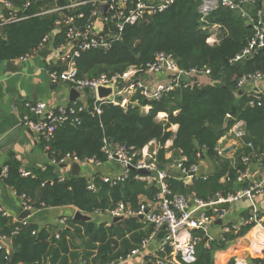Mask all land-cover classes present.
<instances>
[{
  "label": "trees",
  "instance_id": "16d2710c",
  "mask_svg": "<svg viewBox=\"0 0 264 264\" xmlns=\"http://www.w3.org/2000/svg\"><path fill=\"white\" fill-rule=\"evenodd\" d=\"M200 1L174 0L167 10L125 27L120 39L109 49L81 53L76 59V66L79 77L95 78L102 74L123 73L130 67H145L153 62L157 53L165 52L172 54L182 69L208 70L211 82L183 81L180 89L166 94L160 101L148 102L136 94L130 102L137 100L139 106L129 105L125 109L98 102L100 115L92 112L95 101L86 91L85 102H76L86 107L76 116L78 123H71L75 116L69 115L48 143L41 139L49 158L59 161L69 155L80 162L95 158L104 163V139L134 151L156 142L162 147L158 151L161 167L169 162L165 158L167 150L172 151V160L184 157L187 168L198 165L202 157L214 166L213 171L207 172L206 180L185 183L183 179L168 176L166 182L172 194L193 196L208 203L218 195L225 197L248 184L249 181L242 183L237 179L246 169L242 162L244 156L251 155L254 163L256 159L252 154L264 153V98L261 105H257L256 98L237 88V81L250 74H264V50L245 61L230 63L246 46L253 30L239 10H217L203 22L198 14ZM11 2L18 14L26 19L1 28L0 61H17L32 56L45 37L51 38L54 49L64 46L67 43L65 30L56 25L64 16L82 14V17L75 18L78 29H84L95 20L91 16L93 7L90 5L62 13L42 14L54 6L64 7L68 0ZM253 7L259 8L258 3ZM204 23L219 26L218 42L214 45L206 42L208 35L202 31ZM102 25L104 34L112 32L110 24ZM59 69L64 67L59 66ZM250 100L255 102L254 106L248 105ZM146 105L150 106V110L144 112L141 107ZM158 113L166 114L164 121L157 119ZM227 114L231 118L225 122ZM238 119L245 122L243 144L251 143L253 148L242 146L228 158L224 153H218L224 143L219 141ZM174 125L178 126L175 133L171 129ZM170 140L172 146L165 149L166 142ZM5 166L7 172L2 176L3 183L18 196L29 199L34 210L71 207L83 215L92 216L121 202L135 211L144 199L152 200L156 195L154 185L137 180L138 173L134 170H130L123 182L110 186L97 173L91 178L69 174L62 180L57 178L53 181L22 176L21 164L14 156ZM91 185L93 189L89 188ZM240 217L248 221L250 212L243 211ZM257 218L264 220V213H258ZM67 226L57 231L56 235H51L49 229H40L29 223L22 225L0 213V236L11 240V255L7 257L0 249V264H10V260L13 264L116 263L140 251L142 243L152 233V227L141 223L137 217H128L109 225L105 219L82 222L71 217ZM254 226L251 222L240 226L236 232L223 233L216 238L209 235L210 239L205 243H202L203 233L195 232L201 241L196 246L194 264H215L216 252L226 250ZM16 228L18 230L13 234ZM77 241L81 243L82 252L71 253V242ZM249 262L264 264V252L250 258Z\"/></svg>",
  "mask_w": 264,
  "mask_h": 264
},
{
  "label": "built area",
  "instance_id": "2783aa9c",
  "mask_svg": "<svg viewBox=\"0 0 264 264\" xmlns=\"http://www.w3.org/2000/svg\"><path fill=\"white\" fill-rule=\"evenodd\" d=\"M264 0H201L198 6V14L204 22L208 17L217 10H239L241 17L246 19L248 24L253 30L252 37L247 41L246 46L237 53L230 63H238L251 58L260 50H264V12L261 8H254L257 3L261 4ZM174 0H68L64 7L54 6L52 9L42 12H63L74 10L81 6L90 5L93 7L91 16L95 18L84 29L75 27V18L78 16H64L62 20L57 21L56 25L61 26L65 30V37L67 43L71 44L72 50L69 52L58 53V61L64 69L60 70L59 67L52 68L48 71L49 80L52 83L66 84L79 92H90L91 97L95 101L93 113L100 115L101 109L100 102L97 98L96 90L98 87H111L113 96L111 99H105L100 104L119 105L126 108L129 105L139 106L136 100L134 103L130 102V98L138 94L148 102L160 101L166 94H169L177 89H180L181 82L194 81L199 82L198 77L205 75L208 77V70L197 69H182L178 66L176 59L170 53L160 52L154 57L152 63L147 64L145 67H130L123 73L113 75L102 74L95 78L79 77L76 59L81 53L92 49L107 50L111 45L120 39L124 28L132 26L142 21L147 16H153L156 13L167 10ZM106 5V14L102 16L100 7ZM26 6V5H25ZM250 7H253L251 10ZM26 19L24 16L18 14V10L13 6L11 0H0V30L2 27L17 23ZM108 23L112 27V32L109 34L100 35L94 27L96 23ZM202 31L206 32L208 37L206 42L209 45H214L218 42V35L220 33L217 24L207 25L204 23ZM49 44L52 47L51 38L45 37L39 44L38 52L45 45ZM62 46L54 49L60 50ZM28 57L20 58V61L27 60ZM147 75H154L155 81L147 83L145 77ZM264 81V74L255 73L241 77L237 81V88L245 90L247 96L256 98L257 105H261V99L264 98V87H260L259 83ZM211 82V81H210ZM209 82V83H210ZM204 84V83H201ZM125 85L121 91H117L118 87ZM120 97L118 100L117 97ZM254 101L250 100L249 106H254ZM27 112L22 118V125L29 128L40 139L45 140L47 143L53 138L54 133L59 125L66 122L69 115L75 116L71 119V123H78L77 115L85 110L83 105H77L76 102L66 107H48L44 103H35L26 105ZM144 112L150 110V106L146 105L141 107ZM175 113V112H174ZM165 113H158L157 119L164 121L166 118ZM226 118L230 119L229 114ZM245 122L242 120H235V123L227 131L226 136L220 140H231L234 142L235 147L238 148L246 146L252 149L251 143L243 144L245 136ZM153 143L144 147L140 151H134L133 148H128L124 145L113 144L110 141L103 140V153L105 155V162H117L120 164L122 171L114 177L102 176V180L110 186H115L123 182L129 176L130 170L138 173L135 177L139 181L146 182L148 185H154L156 188V195L152 200L144 199L139 208L133 211L129 205L118 203L112 209L104 212L97 211L92 216L95 218H104L109 225L114 218H121L122 220L128 217H137L141 223L150 225L152 233L142 245L141 250L135 252L133 255L145 253L148 256L150 264H194L196 261V246L201 241V238L195 235V232H201L204 236H209V229L211 226H218L216 222L222 221L219 226L221 228V235L228 232H236L238 228L244 224L254 223L255 226L252 230H256L259 234H264V220L257 218V212L253 208L250 213V219L244 221L242 218L239 222H226V211L208 209L213 204L228 202L230 205L240 200H246L250 204H254L255 198L264 192V153L252 154L256 159L258 167L262 170V177L259 181L252 183L248 182L250 177V163L252 162L251 155H246L242 158L245 165V171L240 174L238 182H248L245 187H242L234 193H229L225 197L216 196L215 199L208 203H204L193 196H183L172 194L166 182L168 176L172 173H179L185 183H191L196 179L206 180L208 177L207 172H202L198 165L190 167L185 166L186 159L184 157L175 158L168 162L164 167L158 160V151L162 147L158 145L157 149H151ZM221 143V142H220ZM232 148V147H229ZM48 149V148H46ZM166 149V148H165ZM232 150V149H230ZM225 152L224 147L218 150L219 154ZM50 161L57 165H70L73 163H80L77 158L67 155L59 161L50 158ZM83 163H91L99 167L103 163L93 158ZM145 170L147 175L141 174L139 171ZM7 172L4 168L2 176ZM22 176L30 175L22 168ZM64 178V177H63ZM63 178H60L62 180ZM93 189V185L89 187ZM22 209L23 211L34 212L31 201L23 198ZM209 212V213H208ZM0 213L8 216L1 208ZM22 225L28 224L24 220L19 222ZM17 228L14 230L15 234ZM163 231L164 235L161 239L157 235ZM263 232V233H262ZM35 232H33L34 234ZM220 235V236H221ZM256 241L259 248H264V241L259 242L256 236L252 238ZM10 238L0 236V249H3L6 256L11 255V251L5 246ZM153 245L152 251L149 246ZM255 245V246H256ZM132 255V256H133ZM131 257V256H130ZM110 264H124L128 259ZM85 264V263H82ZM233 264H251L246 258H236Z\"/></svg>",
  "mask_w": 264,
  "mask_h": 264
},
{
  "label": "crops",
  "instance_id": "0c3cea01",
  "mask_svg": "<svg viewBox=\"0 0 264 264\" xmlns=\"http://www.w3.org/2000/svg\"><path fill=\"white\" fill-rule=\"evenodd\" d=\"M258 7L264 12V1L258 4ZM103 23L95 24V31L98 34L103 33ZM72 46L66 43L60 50L54 51L51 47L49 53L44 57L38 55V52L28 57L24 61H11L12 66H8V61H0V138L13 129L20 127V141L16 142L13 149L0 151V208L11 217L13 222H18L19 215L23 212L22 197L18 196L10 187L6 186L2 181V172L6 168V163L11 156H14L21 164V168L26 170L34 178L42 181H53L57 178H65L71 172V164L66 166H57L50 161L41 145V139L36 136L29 128L22 125V118L25 114L31 116L27 112V104L44 103L48 107H66L72 104L69 101L70 89L66 84L52 83L48 77V71L57 68L60 65L58 61V53L69 52ZM201 83H209L210 80L205 75L198 77ZM147 83L155 81L154 75L145 77ZM260 87H264V81L259 83ZM245 91V90H244ZM86 93L80 92L78 101L85 102ZM178 126H172L175 133ZM222 147H232L229 152L224 154L231 158L234 151L239 147L231 140H220ZM220 143V144H221ZM172 141H167L165 148L169 149ZM158 145L153 143L151 149H157ZM165 158L171 161L173 158L172 151L167 150ZM80 175L91 178L95 173L99 176L114 177L121 173L122 168L117 162L103 163L99 167L91 163L80 162ZM198 166L202 172L213 171V164L205 157L199 161ZM249 182L255 183L262 177V170L257 163H250ZM32 204V202H31ZM254 209L257 213H264V192L258 195L254 200ZM252 204L246 200H240L232 203L230 209L226 211V222H239L243 211L252 212ZM76 210L71 207L60 208H39L31 212L24 221L36 225L38 228L49 229L51 235H56L61 228H67V220L74 216ZM95 219L94 216H91ZM19 223V222H18ZM258 229L251 230L245 236L236 239L226 250L218 251L214 254L215 264H228L236 258H250L260 255L264 252V248H259L256 241L252 238L256 236L259 242L264 241V234L256 232ZM263 233V232H262ZM209 235L214 238L221 235L219 226H211ZM256 245V246H255ZM5 246L11 251V241H7ZM71 253H81L82 247L80 241L71 242ZM85 263L80 261L78 264ZM86 264V263H85ZM124 264H150L148 256L140 253L131 256Z\"/></svg>",
  "mask_w": 264,
  "mask_h": 264
},
{
  "label": "water",
  "instance_id": "95a60500",
  "mask_svg": "<svg viewBox=\"0 0 264 264\" xmlns=\"http://www.w3.org/2000/svg\"><path fill=\"white\" fill-rule=\"evenodd\" d=\"M106 9H107V6H106V5H102V6L100 7V13H101L102 16H105V14H106ZM100 35H103V33L100 34ZM49 49H50V45H49V44L45 45L43 48H41V49L38 51V55L44 57L46 54H48V53L50 52ZM7 65H8L9 67L12 66L11 61H8V62H7ZM124 87H125V85H121L120 87H118L117 91H121L122 88H124ZM82 93H84V92H82ZM96 93H97V98H98V100H99L100 102L103 101V100H105V99H111L112 96H113V94H114V93H113V90H112L111 87H101V86L97 88ZM239 93H240V92H239ZM117 98H118V100H120V97H119V96H118ZM79 99H80V92L77 91V90L74 89V88H71V89H70V95H69V101H70L71 103H74V102H77ZM227 119H228V118H226L225 122H227ZM19 134H20V127H17V128H15V129H13L12 131L8 132V133H7L6 135H4L3 137H1V138H0V151H1V150L6 151V150H8V149H13L14 144H15L16 142L20 141V135H19ZM230 149H231V148H226V149H225V152H226V153L229 152ZM61 166L63 167V166H66V165H61ZM70 168H71V172H70L71 175H73V176H80V171H81V170H80V165H79L78 163H73V164H71ZM139 172H140L141 174H143V175H147V174H148V172L145 171V170H141V171H139ZM171 177H174V178L179 179V178H181V175H180L179 173L175 172V173H172V174H171ZM230 206H231V205H230L228 202H224V203L213 204V205H211L210 207H208V209H216V210H224V211H228V210L230 209ZM253 208H254V207H251V209H253ZM30 214H31V213H30L29 211H23V212L19 215L17 221H18V222H22V221L25 220L28 216H30ZM73 218H74L75 220L82 221V222H88V221L94 220V218H92L91 216L83 215V214L80 213L79 211H76V212H75ZM141 218H142V217H140V219H141ZM120 221H122L121 218H114V219L112 220V222H114V223H116V222H120ZM221 224H222V221H220V220H218V221L216 222V225H218V226H220ZM163 235H164V232L161 231V232L157 235V238H158V239H161V238L163 237ZM207 240H208V237L205 236V237L203 238V240H202V243H205ZM152 249H153V245H150V246H149V250L152 251ZM10 264H13V263H12V260H10Z\"/></svg>",
  "mask_w": 264,
  "mask_h": 264
},
{
  "label": "rangeland",
  "instance_id": "374dc122",
  "mask_svg": "<svg viewBox=\"0 0 264 264\" xmlns=\"http://www.w3.org/2000/svg\"><path fill=\"white\" fill-rule=\"evenodd\" d=\"M94 220H96V221H104V218H95Z\"/></svg>",
  "mask_w": 264,
  "mask_h": 264
}]
</instances>
